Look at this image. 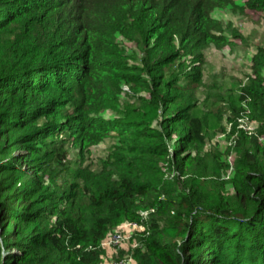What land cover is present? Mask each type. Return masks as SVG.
Segmentation results:
<instances>
[{
    "label": "trees",
    "instance_id": "obj_1",
    "mask_svg": "<svg viewBox=\"0 0 264 264\" xmlns=\"http://www.w3.org/2000/svg\"><path fill=\"white\" fill-rule=\"evenodd\" d=\"M232 2L0 0V264H97L108 228L137 208L152 209L137 264H264V145L256 136V150L243 151L233 199L208 202L178 180L189 145L204 144L199 118L166 107L157 130L92 109L97 96L118 101L112 84L148 93L153 106L180 99L165 65L185 47L219 46L222 27L210 14ZM247 2L264 11V0ZM250 69L239 100L257 111L264 135V46ZM71 103L52 124L36 123ZM73 129L79 148L110 136L117 145L101 167L80 166L81 185L57 197L42 185L36 146ZM173 135L171 152L165 140ZM163 162L176 178L165 177ZM164 223L180 241L162 236Z\"/></svg>",
    "mask_w": 264,
    "mask_h": 264
},
{
    "label": "rangeland",
    "instance_id": "obj_2",
    "mask_svg": "<svg viewBox=\"0 0 264 264\" xmlns=\"http://www.w3.org/2000/svg\"><path fill=\"white\" fill-rule=\"evenodd\" d=\"M232 1L210 14L222 27L220 35L223 42L219 46L208 44L202 51L185 47L180 51L179 58L165 65L167 79L177 81L180 86L178 95L181 98L172 105L153 106L148 93L125 84H112L111 91L118 101L115 103L113 97L104 103L101 102L103 98L97 96V103L93 108L91 106L108 120L140 122L157 130H161L159 123L164 115H169V112H164L166 107H172L174 112L185 108L191 117L199 118L204 144L189 145L184 153L188 158L178 180L179 185L187 190L197 187L208 202L217 201L218 195L226 201L233 199V180L238 174L243 151L256 150L251 142L255 136L258 144L264 145V135H261V127L255 118L257 111H253L248 101L239 100L241 89L248 84L251 76L256 49L264 46V11L249 9L245 6L247 0ZM198 51L200 57L192 56ZM74 105L58 107L55 114L40 117L36 123L42 127L50 125L55 119H60L61 113L71 112ZM74 134V129L66 133L53 132L46 137L44 144L36 146V166L41 170L42 185L48 186L57 197L71 195L77 189L73 187L81 185L76 175L80 166L101 167L117 145V139L110 136L82 149ZM176 140L175 135L165 140L171 152ZM162 164L163 171L168 174L165 177L169 180L176 178L177 172H171L170 164ZM52 202L54 205L57 203L54 198ZM62 207L68 208V204ZM150 212L152 209L137 208L134 216L116 220L100 242L101 256L97 264H110L124 258L130 259L129 264H137L134 252L143 247L145 240L142 232L149 226ZM56 217L53 216V221ZM141 221L145 222L143 226ZM166 226L165 223L162 225L165 229L162 236L180 241L182 236ZM115 233L121 235L122 241L116 246L107 245L108 239Z\"/></svg>",
    "mask_w": 264,
    "mask_h": 264
},
{
    "label": "built area",
    "instance_id": "obj_3",
    "mask_svg": "<svg viewBox=\"0 0 264 264\" xmlns=\"http://www.w3.org/2000/svg\"><path fill=\"white\" fill-rule=\"evenodd\" d=\"M122 241V237L119 233H115L111 235V237L107 241V245L110 246H116ZM130 259L129 258H124L118 261L111 262L110 264H129Z\"/></svg>",
    "mask_w": 264,
    "mask_h": 264
}]
</instances>
